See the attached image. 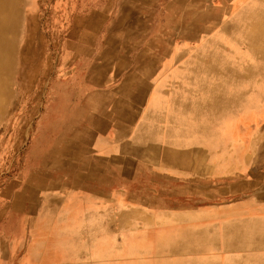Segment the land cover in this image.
I'll list each match as a JSON object with an SVG mask.
<instances>
[{
  "label": "rangeland",
  "instance_id": "obj_1",
  "mask_svg": "<svg viewBox=\"0 0 264 264\" xmlns=\"http://www.w3.org/2000/svg\"><path fill=\"white\" fill-rule=\"evenodd\" d=\"M190 1L197 5L182 0L16 1L20 14L14 35L15 45L11 50L12 66L6 75L10 86L0 108V264H59L63 260L72 262L77 259L78 256L67 253L69 248L49 247L45 227L59 217L58 207L63 206L64 185L72 175L70 150L86 168L91 159L84 158V155L91 147V141L101 135L100 142L112 139L111 135L103 137V134H111L108 129L112 127L119 139L117 147H123L131 154L112 159L118 163L135 161L142 167L144 163L151 167L161 165L162 157L144 156L142 152L148 150H138L141 146L146 147L145 144L131 142L146 119L147 113L142 116L144 85L147 90L153 86L152 100L153 90L160 85L182 83L175 77L178 64L171 61L164 65L163 59L176 49L182 51L179 62L184 63L189 55L196 59L199 47L216 38H208L205 29L197 32L196 17L207 13V0ZM229 24L234 25V21L217 26L216 34ZM262 25L264 27V23ZM248 29L253 32L261 30L259 23L249 24ZM257 57H264V54ZM246 58V65H254L250 62L251 56ZM125 136L129 144L123 142ZM249 136L245 138L247 141ZM243 141L244 138L237 142ZM56 149L67 150L63 158L65 163L63 160L53 162L51 153ZM234 179L229 185L214 184L199 191L206 196L247 191L264 200V172L259 168L251 167L236 174ZM218 186L221 187L216 189ZM138 200L152 211L173 206L169 201L148 193ZM194 216L192 213H172L154 214L149 218L138 208L129 207L119 211L115 219H127L136 229H115L118 231L116 237L121 240L120 244L129 240L143 241L146 243L143 252H146L151 243L147 238L158 239L160 234L141 228L189 221ZM260 218L264 216H233L218 226L169 232L164 238V253L167 256L185 255L193 251L204 255L216 250L219 240L224 261L216 264H224L228 258L239 261L242 256L257 251L250 245L241 247L240 243L244 241L239 240L228 246L229 238L251 234L254 222ZM106 219L107 216L103 219L105 224ZM108 219L110 221V216ZM40 225L46 230L37 236L35 231ZM34 233L37 237L33 236ZM105 234H110L105 225L100 235L93 231L89 234L88 228L83 231L82 238H94L83 256L89 260L85 264H95L92 257L100 249H108L100 243L103 237L110 238ZM203 237L213 245L201 243ZM182 239L197 244L175 251V244L178 242L179 246ZM150 253L156 254L153 250ZM127 254L142 255L122 253L116 256L122 259ZM111 258L104 259L108 263ZM121 259L119 263H126Z\"/></svg>",
  "mask_w": 264,
  "mask_h": 264
},
{
  "label": "crops",
  "instance_id": "obj_2",
  "mask_svg": "<svg viewBox=\"0 0 264 264\" xmlns=\"http://www.w3.org/2000/svg\"><path fill=\"white\" fill-rule=\"evenodd\" d=\"M182 2H188L192 6L197 5L191 4L190 0H182ZM207 3L209 5L207 13L196 17L197 32L205 29L208 31V38L211 36L214 38L215 35H217L215 31L217 26L220 27V25L223 26L237 20L238 24H242L243 22H247V24L259 23V27L261 28L260 34L264 36V27L262 25L264 23V15H262L260 19L257 17L252 19V16H249L252 11L258 12L264 9V0H207ZM210 8H212V10ZM200 22L203 23V25L199 27ZM222 37L225 39V36ZM236 38L239 37L237 36ZM219 43L221 44L220 47L222 51L226 53L234 52L235 60L240 57L243 60V63L241 61L242 64L240 65H246V56H249V54L241 57L244 51H235L236 48L230 42L222 40V42L219 41ZM244 47L247 49L246 44ZM263 53L264 52H261V54ZM234 62L228 65L229 69L240 68L238 64H236V61ZM255 80L254 83L259 84L260 79ZM152 87L147 90L144 85L145 94L147 95L144 94L145 104L143 103L142 105V116L148 112L150 106L154 103L150 99ZM159 101H162V99ZM145 106H147L146 110ZM130 107H132V105ZM263 118L264 115L255 113L252 120H259L260 122L247 133L246 137H244L246 133L242 132L247 131L249 129L248 126L241 121L240 116L239 118H235L239 119V124H243L239 136L244 138V141L241 142V144L237 143L236 148H231V146H229L227 149L221 147V149L212 150V153H219L222 157V159L220 158L219 160H214L213 156L210 157L209 151L204 150L202 146L193 145L191 147L181 144L175 147L178 148L184 156L190 153L192 154V152L198 155L196 157L192 155L190 159H185L176 167H168L165 165L151 167L149 164L145 163L142 167V164L140 165L135 161H132V163L130 161L118 163L119 161H115L112 158L118 155L123 156L131 154L129 151L124 150L123 147H117V141L119 139H117L112 132L113 128L110 127L108 131H110L111 134H103V137L106 138V136L111 135L112 139L109 138L110 140L102 143L98 140L101 138V135L98 139L94 138V140L91 141L92 145L85 153L86 156L84 155V158L89 157L91 159V161H88L86 168L82 167L81 160H76L78 156H70V172L72 175L67 185H64V190H66V192L65 195L63 194L62 198L63 206L58 207L59 212L57 213H59V217L52 221L53 223H49L45 226L49 235L47 239H50L48 246L62 249L75 248L77 250V247L91 246L92 244H90V242H92V239H84L79 237V234L81 235L86 228L97 230L98 228H104V225L107 233H110L105 235H108L110 238L106 239L102 236L103 239H100V243L103 246L114 248L115 250L120 249V246H129L128 243L124 244V242L120 244L121 240L116 237L118 231L114 228V224L117 221L115 216L119 211L122 212L129 207H136L149 218L154 214L162 216L172 213L175 215H187L192 213L195 214V216L189 221L141 228L142 231L149 230L158 235L160 234L161 237L158 239L157 237H154L155 239L153 237L147 238L148 241L151 239L150 247L146 248L148 250L143 252L142 255L127 254V256L123 258L125 259L124 262H132L133 264H150L151 262L157 264H174L175 262V264H177V262H181V264H192L193 260L191 259H202L201 262L215 261V263L224 261V254L222 253L223 247L219 240L217 241L218 244L216 243L218 246L217 249L208 251L204 253V255H197L193 251H188L189 253L185 255L167 256L165 255L167 253H164L166 248V245H164V238L169 232L176 231L179 233L200 227L218 226L220 222H227L231 220L233 216L239 218L264 216V200H261L259 196L253 195L250 192H230L224 193L222 196H206L199 191L204 187H213L214 184L229 185L234 182L236 174L249 170L251 167L259 168L264 172ZM248 135L250 136L247 141L245 138H248ZM188 138L189 137H186L184 140ZM127 139V136H125L122 140L129 144ZM198 139L201 140L202 138ZM97 141H99V143H97ZM172 148L174 149V147ZM203 153L207 156L205 160L199 156ZM245 158L247 162L249 161L248 163L245 162ZM136 164L139 166L135 167ZM192 167L199 168L196 169L197 173ZM152 175L156 177L154 178ZM219 187L221 186L216 187V189ZM146 193L169 201L174 207H161L152 211V208L138 200ZM57 198L59 199V197ZM72 216L73 219L75 217L78 221V226L76 225L77 227L73 231L67 229L68 217L72 218ZM104 216L105 218L107 216L106 224L103 222V219H105ZM108 216H110V221ZM135 229L136 228H132V230ZM76 230L79 231L78 234ZM123 230L127 231L131 229ZM101 233L102 232L97 234L100 235ZM175 246H178V242ZM179 246L181 245L179 244ZM240 246L248 247L249 242H241ZM152 250L156 254H151L150 252ZM67 251V253L70 252L69 249H67ZM78 254L79 256L76 260L72 262L63 260L62 263L60 261L59 264H82V262L86 263L89 261H86V258L83 257L85 256L83 249H79ZM120 259V256H112L108 264H119Z\"/></svg>",
  "mask_w": 264,
  "mask_h": 264
},
{
  "label": "bare ground",
  "instance_id": "obj_3",
  "mask_svg": "<svg viewBox=\"0 0 264 264\" xmlns=\"http://www.w3.org/2000/svg\"><path fill=\"white\" fill-rule=\"evenodd\" d=\"M16 1L17 0H0V108L1 104L3 105L5 101L7 89L10 86V81L8 82L6 75L12 66L13 56H11V50L15 45L14 35L17 18L20 14V10H18V7L15 5ZM262 15H264V9L258 12L252 11L249 14L250 17L252 16V19ZM248 27L249 24H247V22L238 24L237 20L234 21V25L229 24L221 33L215 36L216 38L207 41L199 47L200 51H198V55H196L198 58L196 59L189 55L188 58L184 60V63L179 62L180 58H182V51H179L180 49L173 50L170 53H173L172 56L169 54L163 59V61H165L164 65L171 63V61L175 62V65L178 64L175 70V77L177 79L179 78L182 83L181 85H175V83L169 85L165 83L153 90V94L155 95L152 101L154 103L150 106L146 114V119L141 126L140 132L134 135L132 138L133 141L131 142V144L135 142L145 144L146 147L141 146V149L138 151L142 152V150L146 148L148 152L143 151L142 153H145V155L143 154L144 156L154 155L162 157L163 161L161 165L168 167L173 164L179 165L185 159H190L192 155L194 157L195 154L193 152L192 154L190 153L184 156L178 148H175L181 144L191 147L193 145L202 146L204 150L209 151L210 157L213 156L214 160H219L220 158L222 159V157L219 153H212V150L215 151L221 149V147L227 149L229 146H231V148H236L237 143L239 144L237 141H241L242 139V137L239 136L241 134L239 132L243 124H239V119L235 118H239L240 116L241 121L248 126L249 129L242 132L246 133L245 136H247V133L260 122L259 120L253 121L252 118L255 113L264 115V57H257L264 54H261V52H264V36L260 34L259 31L253 32L249 30ZM222 36H225V39H223L224 37ZM234 36H238L239 38ZM222 40L230 42L236 48L235 51H244L241 57L249 54L252 58H250V62H254V65H240L243 63V60L240 57L235 60L234 52L226 53L222 51L220 47L221 44L219 43V41L222 42ZM244 43L247 49H245ZM207 45L208 47H206ZM234 61H236V64L240 67L239 69H229L228 65L233 64ZM255 79H260L259 84L254 83V81H256ZM163 88L166 90L164 89L165 91H163ZM160 99H162V101H159ZM186 137L189 138L184 140ZM198 138L202 139L199 140ZM161 144H163V147ZM131 147L134 148L133 145ZM172 147H174V149ZM66 152V149H56L55 152L53 151L51 153L53 162L57 163L55 161H59L60 163L63 160L65 163L63 158ZM204 153L199 155L203 160L207 159ZM69 154L70 156H77V154L71 150ZM196 156L198 155H195V157ZM245 162L247 163L246 159ZM81 163L83 166L85 165L83 162ZM196 169L199 168L193 167V170L197 173ZM40 222L39 224L42 223ZM130 222L131 221L127 219H119L115 222L114 228L127 227L132 229L133 226ZM77 224V218L74 217L73 219V216L72 218L68 217L67 229L73 231L78 226ZM88 229L90 234L92 231L100 233L104 228H98L97 230ZM252 229L253 231L249 235L230 236L228 246H232L238 240L249 242V245L251 247L253 246L254 250L257 252L242 256L239 261H236L237 263L228 258L224 264H264V218L255 221L254 228ZM45 230L46 229L40 225L38 231L36 230L35 233L37 232V236L40 234L43 235ZM35 233L33 236L37 237ZM76 233L78 234L79 231ZM82 235L83 232L81 235L79 234V237ZM191 241L192 240L189 239H182L181 246L175 247V251L185 250L197 244ZM200 242L213 245L206 237H203ZM128 244L129 246H122L120 249L116 250L114 248H108L106 250L100 249L98 254L92 257L91 261L97 264H108L109 262L107 263L105 261V257L107 259V257L122 253L142 254L146 247V243H143V241L129 240ZM77 248L78 250L83 249L86 253L87 247ZM78 250L69 248V253L72 254L73 257H77L79 256ZM48 252L49 249L47 253ZM191 260H193L192 264H216L215 261L201 262V259ZM128 264L133 263L131 262ZM177 264H181V262H177Z\"/></svg>",
  "mask_w": 264,
  "mask_h": 264
}]
</instances>
